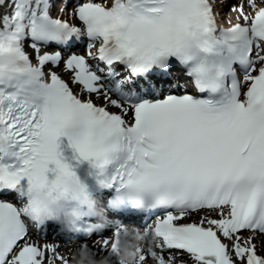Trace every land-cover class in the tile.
<instances>
[{"label": "snow or ice", "instance_id": "6c2138e0", "mask_svg": "<svg viewBox=\"0 0 264 264\" xmlns=\"http://www.w3.org/2000/svg\"><path fill=\"white\" fill-rule=\"evenodd\" d=\"M122 230L133 264H264V0H0V264Z\"/></svg>", "mask_w": 264, "mask_h": 264}, {"label": "bare ground", "instance_id": "6f19581e", "mask_svg": "<svg viewBox=\"0 0 264 264\" xmlns=\"http://www.w3.org/2000/svg\"><path fill=\"white\" fill-rule=\"evenodd\" d=\"M230 15H234V13L229 12ZM71 250H73V247H64L63 245H61V254H66L69 253ZM74 252V251H73Z\"/></svg>", "mask_w": 264, "mask_h": 264}, {"label": "clouds", "instance_id": "9594fccd", "mask_svg": "<svg viewBox=\"0 0 264 264\" xmlns=\"http://www.w3.org/2000/svg\"><path fill=\"white\" fill-rule=\"evenodd\" d=\"M124 255H128V253L125 251L124 253H123Z\"/></svg>", "mask_w": 264, "mask_h": 264}]
</instances>
